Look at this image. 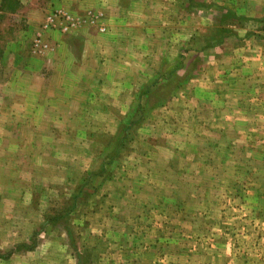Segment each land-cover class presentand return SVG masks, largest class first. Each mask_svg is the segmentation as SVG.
Returning a JSON list of instances; mask_svg holds the SVG:
<instances>
[{
  "label": "rangeland",
  "instance_id": "1",
  "mask_svg": "<svg viewBox=\"0 0 264 264\" xmlns=\"http://www.w3.org/2000/svg\"><path fill=\"white\" fill-rule=\"evenodd\" d=\"M0 264H264V0H0Z\"/></svg>",
  "mask_w": 264,
  "mask_h": 264
}]
</instances>
